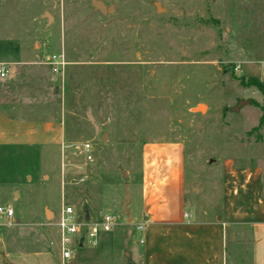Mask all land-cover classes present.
I'll return each mask as SVG.
<instances>
[{
    "label": "rangeland",
    "instance_id": "1",
    "mask_svg": "<svg viewBox=\"0 0 264 264\" xmlns=\"http://www.w3.org/2000/svg\"><path fill=\"white\" fill-rule=\"evenodd\" d=\"M101 1L115 12L0 0V109L62 128L56 150L0 149V206L15 212L0 215V264H62L63 203L116 220L77 264H167L162 250L149 260L153 226H181V241L192 214L221 220L226 163L256 169L264 195V93L241 83L264 75V0ZM238 234L232 264L264 257L251 230Z\"/></svg>",
    "mask_w": 264,
    "mask_h": 264
},
{
    "label": "crops",
    "instance_id": "2",
    "mask_svg": "<svg viewBox=\"0 0 264 264\" xmlns=\"http://www.w3.org/2000/svg\"><path fill=\"white\" fill-rule=\"evenodd\" d=\"M49 58L46 59V65H49ZM0 66H5L9 72L5 63L0 62ZM49 67L53 70L52 66ZM61 138L62 128L59 123L19 119L0 109V149L31 150L42 147L56 150ZM224 172V206L221 220L200 225L196 215L192 214L187 222L189 230L185 231L184 235L181 234L182 240L178 241L179 239L175 240V231L181 229V226H176L179 229L167 227L170 222L163 223L164 220L160 219L152 228L154 238L149 245V251L152 252L149 255L150 262L161 260L159 252L162 250L167 264H177L179 260L196 264L236 263L238 232L245 229L251 230L253 241L255 238L257 245L262 243V249L258 250L261 251L260 256L264 255V195L261 175L256 169L236 167L231 162L225 164ZM175 220L182 223L185 221L184 216ZM252 264H264V257H258Z\"/></svg>",
    "mask_w": 264,
    "mask_h": 264
},
{
    "label": "built area",
    "instance_id": "3",
    "mask_svg": "<svg viewBox=\"0 0 264 264\" xmlns=\"http://www.w3.org/2000/svg\"><path fill=\"white\" fill-rule=\"evenodd\" d=\"M50 63L55 73H60L65 67L62 56H54ZM8 73L5 66H0L1 78H6ZM261 82L264 84V75L261 77ZM82 154L89 162L93 161L92 150L89 144L83 146ZM0 215L13 219L15 212L11 207L3 208L0 206ZM56 226L60 232L61 262L62 264H71L77 256H75L77 248L85 247L86 241L95 243L101 233L113 231L116 226V220L111 214H105L98 219L89 216L87 220L86 215H79L72 206L63 203ZM139 230H143V227L139 226ZM144 242V240L140 241L141 244Z\"/></svg>",
    "mask_w": 264,
    "mask_h": 264
},
{
    "label": "water",
    "instance_id": "4",
    "mask_svg": "<svg viewBox=\"0 0 264 264\" xmlns=\"http://www.w3.org/2000/svg\"><path fill=\"white\" fill-rule=\"evenodd\" d=\"M92 6L99 10L101 13L103 14H106V15H109V14H113L115 12V6L114 5H106L103 1L101 0H92ZM245 104H251L250 101H242L238 108L241 107L242 105H245ZM236 108V109H238ZM126 200L123 204V209H124V214H128V205H129V202H130V198H131V194L129 193V189L127 187V193H126ZM89 212H86V219L88 220L89 219ZM78 262V257L76 256L75 259L71 262V264H77Z\"/></svg>",
    "mask_w": 264,
    "mask_h": 264
},
{
    "label": "trees",
    "instance_id": "5",
    "mask_svg": "<svg viewBox=\"0 0 264 264\" xmlns=\"http://www.w3.org/2000/svg\"><path fill=\"white\" fill-rule=\"evenodd\" d=\"M241 83L245 86H254L257 87L261 92L264 93V84H262L257 78H241Z\"/></svg>",
    "mask_w": 264,
    "mask_h": 264
},
{
    "label": "bare ground",
    "instance_id": "6",
    "mask_svg": "<svg viewBox=\"0 0 264 264\" xmlns=\"http://www.w3.org/2000/svg\"><path fill=\"white\" fill-rule=\"evenodd\" d=\"M199 109H200V110H204L205 108H204L203 106H200Z\"/></svg>",
    "mask_w": 264,
    "mask_h": 264
}]
</instances>
